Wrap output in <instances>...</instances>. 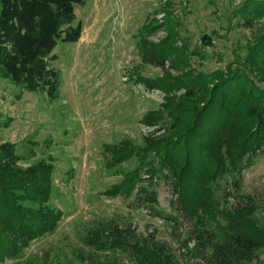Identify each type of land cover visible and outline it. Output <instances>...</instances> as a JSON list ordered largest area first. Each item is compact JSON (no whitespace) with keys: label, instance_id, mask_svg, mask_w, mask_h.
I'll list each match as a JSON object with an SVG mask.
<instances>
[{"label":"trees","instance_id":"16d2710c","mask_svg":"<svg viewBox=\"0 0 264 264\" xmlns=\"http://www.w3.org/2000/svg\"><path fill=\"white\" fill-rule=\"evenodd\" d=\"M87 0H0V77L19 89L59 97V72L51 66L60 43H78L83 24L76 8ZM157 19L140 29L142 61L162 75L139 83L164 94L159 110L143 123L163 128L139 145H105L106 168L136 160L135 169L104 192L134 198L172 227L171 241L153 228L140 233L131 220L98 221L84 238V264H251L264 251L258 199L241 192L243 172L264 151V0H247L233 11L249 29L247 54L236 53L222 69L193 65L197 52L182 38L181 22L167 0ZM164 28L158 41L150 37ZM161 126V127H160ZM17 147L0 138V264L19 259L34 241L54 233L62 215L49 203L55 167L40 161L21 166ZM231 176L225 201L217 184ZM162 179L173 192L171 212L159 211L153 190ZM226 204V205H225ZM24 264H43L31 260ZM61 264V263H57Z\"/></svg>","mask_w":264,"mask_h":264},{"label":"rangeland","instance_id":"374dc122","mask_svg":"<svg viewBox=\"0 0 264 264\" xmlns=\"http://www.w3.org/2000/svg\"><path fill=\"white\" fill-rule=\"evenodd\" d=\"M167 0H87L76 8L83 24L80 41L60 43L51 66L60 74L59 97L49 100L30 93L0 77V138L16 145L21 166L40 161L55 167L49 205L62 215L54 233L27 248L19 259L1 264H84L78 256L90 253L84 238L98 221L131 220L140 233L157 229L159 238L171 241L172 227L153 215L134 198L108 197L104 192L135 169L136 160L110 170L105 145L125 140L143 144L147 136L163 134V128L148 127L143 119L164 102V94L139 83L137 75L155 79L159 68L142 61L138 42L140 29L157 19ZM247 0H171L181 22L180 33L197 52L193 65L202 71L224 69L235 54L245 56L251 32L241 26L233 11ZM164 28L150 38L158 41ZM264 88V87H263ZM161 127V126H160ZM232 177L216 187L224 202ZM153 190L159 211L171 212L173 192L162 179ZM241 192L258 199L256 218L264 227V151L243 172ZM226 205V204H225ZM251 264H264V251Z\"/></svg>","mask_w":264,"mask_h":264}]
</instances>
